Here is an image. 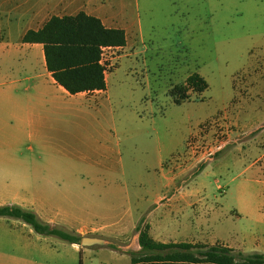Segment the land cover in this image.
I'll list each match as a JSON object with an SVG mask.
<instances>
[{
  "label": "rangeland",
  "instance_id": "rangeland-1",
  "mask_svg": "<svg viewBox=\"0 0 264 264\" xmlns=\"http://www.w3.org/2000/svg\"><path fill=\"white\" fill-rule=\"evenodd\" d=\"M115 1L103 0L106 8ZM127 3L141 35L129 37L133 49L109 75L107 95L65 122L61 144L71 158L63 162H79L86 153L92 162L106 166H147L148 178H141L146 194L143 224L154 221L161 209L157 195H172L181 187L189 196L175 203L174 215L192 217L198 233L227 243L264 244V0ZM121 53L115 48L104 51L107 75ZM193 72L207 81V88L189 90L188 98L175 102L171 89ZM210 157L214 161L206 163ZM173 168L180 173L165 187L159 172ZM77 188L81 185L70 180L61 190H52L54 196L70 200L64 204L66 223L76 225L83 211L93 208L94 223L126 235L104 239L131 248L137 234L133 204L117 201L108 208L107 198L119 190L101 186L99 202L88 204L83 202L85 191ZM238 195L244 196V204L237 202ZM250 202L255 213H236L235 208ZM12 219L0 217V223ZM31 232L25 234L30 244L46 241ZM64 244L59 252L62 263L43 261L42 253L31 251L35 262L31 256L21 264H78L77 252ZM19 255L22 252H13L4 264H15Z\"/></svg>",
  "mask_w": 264,
  "mask_h": 264
},
{
  "label": "crops",
  "instance_id": "crops-1",
  "mask_svg": "<svg viewBox=\"0 0 264 264\" xmlns=\"http://www.w3.org/2000/svg\"><path fill=\"white\" fill-rule=\"evenodd\" d=\"M112 5L106 8L103 0H0V205H18L33 210L43 221L82 236L122 239L126 237L124 232L94 223L96 213L93 208L85 209L80 222L69 226L65 221L67 211L64 204L70 200L52 193L53 189L61 190L65 182L72 180L77 187L81 185L77 189L85 191L83 202L90 204L99 202L97 190L100 186L115 187L119 192L107 198L110 203L108 208L111 209V204L117 201L132 203L135 209L132 214L135 220L133 229L142 217L141 208L146 203V194L141 178L143 174L148 178L149 167L124 169L106 166L92 162L86 153L80 154L79 162H63L71 158L61 144L65 122L69 117L78 118L84 109H90L92 100L107 95L109 75L116 70L119 59L128 56L133 49L129 46V37L131 34L141 35L140 24L131 21L127 0H116ZM80 11L99 18L105 27L122 28L126 42L123 46L112 47L124 53L117 56V63L108 75L104 72V90L69 93L54 81L47 70L42 44L23 42L21 37L26 30L41 27L53 15H75ZM256 70V67L253 68V73ZM212 161L214 158L210 157L206 163ZM174 170L159 172L158 178L165 187L170 186L180 173ZM125 177L129 181H124ZM187 196L188 192L180 187L172 195L159 194L155 197L161 209L155 214L154 221H145L151 239L161 243L218 244L243 253H264V244L227 243L217 236L206 237L198 233L192 217L174 215L175 203L185 201ZM244 199L243 195L237 196L238 203L244 204ZM235 210L238 215L248 216L255 213V206L253 203L241 205ZM13 219L0 223V264H4L5 258L13 252H22L15 264L30 262L31 256L34 258L32 262H35V255H31V251L42 253L44 257L40 258L43 261L48 259L62 263L59 252L66 247L64 243L77 252L78 264H221L204 259L180 258L134 263L128 252L136 257L141 254L138 231L127 251L100 245L85 247L51 236H43L46 241L36 246L30 244L25 236L31 235L32 228L19 219ZM261 223L264 224V221ZM195 250L172 247L162 254L189 251L197 256Z\"/></svg>",
  "mask_w": 264,
  "mask_h": 264
},
{
  "label": "trees",
  "instance_id": "trees-1",
  "mask_svg": "<svg viewBox=\"0 0 264 264\" xmlns=\"http://www.w3.org/2000/svg\"><path fill=\"white\" fill-rule=\"evenodd\" d=\"M23 42H39L43 46L45 65L54 81L69 93L79 91L104 90L106 87L101 63V48L123 46L125 32L121 28L105 27L99 18L82 11L75 15L51 16L38 29H28L21 37ZM207 81L197 72L186 76L183 84L174 86L171 94L175 102L188 98L187 92H201L207 88ZM203 166L199 167V170ZM0 217L19 219L28 224L34 232L47 237H56L67 243H80L82 235L57 225L43 221L33 210L18 205H0ZM138 231L140 256L131 254L132 262L140 260L162 259H204L221 264H264V253H243L218 244L161 243L151 239L148 226L141 217L134 227ZM111 248H116L113 244ZM196 248L193 256L189 251H171L162 254L165 249Z\"/></svg>",
  "mask_w": 264,
  "mask_h": 264
},
{
  "label": "water",
  "instance_id": "water-1",
  "mask_svg": "<svg viewBox=\"0 0 264 264\" xmlns=\"http://www.w3.org/2000/svg\"><path fill=\"white\" fill-rule=\"evenodd\" d=\"M112 244L113 243L111 241L105 240L102 237L94 236V235H83L81 237L80 243H79L80 246H85V247L86 246H92V245L109 246ZM116 249L121 250V251H127L128 250V248H124V247H116Z\"/></svg>",
  "mask_w": 264,
  "mask_h": 264
},
{
  "label": "built area",
  "instance_id": "built-area-1",
  "mask_svg": "<svg viewBox=\"0 0 264 264\" xmlns=\"http://www.w3.org/2000/svg\"><path fill=\"white\" fill-rule=\"evenodd\" d=\"M112 47H108V46H106V47H102L101 48V50H102V52H101V63L103 64V54H104V51H106V50H108V49H111ZM103 66H105V64H103ZM105 68V67H104Z\"/></svg>",
  "mask_w": 264,
  "mask_h": 264
}]
</instances>
